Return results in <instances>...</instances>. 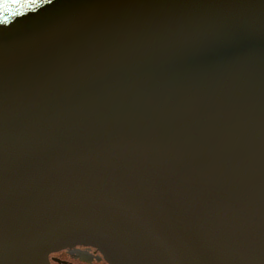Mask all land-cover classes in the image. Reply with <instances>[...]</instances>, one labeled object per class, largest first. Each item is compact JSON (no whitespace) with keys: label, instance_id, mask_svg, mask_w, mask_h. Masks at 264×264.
Returning <instances> with one entry per match:
<instances>
[{"label":"water","instance_id":"1","mask_svg":"<svg viewBox=\"0 0 264 264\" xmlns=\"http://www.w3.org/2000/svg\"><path fill=\"white\" fill-rule=\"evenodd\" d=\"M28 2L0 23V264H264V0Z\"/></svg>","mask_w":264,"mask_h":264},{"label":"flooded vegetation","instance_id":"2","mask_svg":"<svg viewBox=\"0 0 264 264\" xmlns=\"http://www.w3.org/2000/svg\"><path fill=\"white\" fill-rule=\"evenodd\" d=\"M52 264H105L99 255L88 247H71L54 255Z\"/></svg>","mask_w":264,"mask_h":264},{"label":"snow or ice","instance_id":"3","mask_svg":"<svg viewBox=\"0 0 264 264\" xmlns=\"http://www.w3.org/2000/svg\"><path fill=\"white\" fill-rule=\"evenodd\" d=\"M51 2L52 0H45V3ZM29 8L35 10L28 0H0V23H7L9 17L23 15Z\"/></svg>","mask_w":264,"mask_h":264}]
</instances>
